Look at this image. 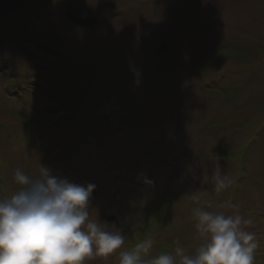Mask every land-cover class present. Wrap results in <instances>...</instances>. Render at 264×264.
Instances as JSON below:
<instances>
[{"label": "rangeland", "instance_id": "374dc122", "mask_svg": "<svg viewBox=\"0 0 264 264\" xmlns=\"http://www.w3.org/2000/svg\"><path fill=\"white\" fill-rule=\"evenodd\" d=\"M0 159V198L46 166L152 254L195 252L194 208L241 215L264 264V0H0Z\"/></svg>", "mask_w": 264, "mask_h": 264}, {"label": "clouds", "instance_id": "9594fccd", "mask_svg": "<svg viewBox=\"0 0 264 264\" xmlns=\"http://www.w3.org/2000/svg\"><path fill=\"white\" fill-rule=\"evenodd\" d=\"M13 179L16 190L0 198V264H85L92 257L107 258L124 245L121 227L90 218L95 185L71 183L43 165L35 176L16 169ZM214 181L217 193L235 183L219 166ZM192 219L201 241L193 254L177 239L173 253L151 256L149 239L120 251L119 264H253L258 243L255 233L245 230L251 219L202 207L192 210Z\"/></svg>", "mask_w": 264, "mask_h": 264}, {"label": "bare ground", "instance_id": "6f19581e", "mask_svg": "<svg viewBox=\"0 0 264 264\" xmlns=\"http://www.w3.org/2000/svg\"><path fill=\"white\" fill-rule=\"evenodd\" d=\"M161 44H164V50H165V53H162V54H166L167 52V44H166V41L165 40H161L160 41V44L158 45V47L161 45ZM224 53H227V50H222L221 52H218L217 54H224ZM239 57L240 58H243L244 59V56H242L243 54L242 53H238ZM244 61V60H243ZM45 119L44 117L42 118V120ZM41 120V121H42ZM1 161H3L1 159ZM159 174H162L160 171H159ZM195 179H191V182L194 181ZM9 181V180H8ZM4 187H6L5 185H3V182L0 181V189H3ZM172 189H175V185H172L171 186V190ZM194 205H197V203L195 202ZM133 231V230H132ZM131 229H128V237H127V240H125V243L124 245L122 246V248L120 249V251H124V250H131L133 249L134 245H136L137 243H139L142 239H140L141 237V232L138 234V233H135V232H132ZM143 237V236H142ZM119 251V252H120ZM161 251L164 252V248L161 247ZM159 251L156 252V253H153V254H150L151 256H155V255H158Z\"/></svg>", "mask_w": 264, "mask_h": 264}, {"label": "water", "instance_id": "95a60500", "mask_svg": "<svg viewBox=\"0 0 264 264\" xmlns=\"http://www.w3.org/2000/svg\"><path fill=\"white\" fill-rule=\"evenodd\" d=\"M69 19H71L74 23H76L79 26H92L96 23V19L91 17V18H82L76 15H72L70 13L66 14ZM158 50L160 53H165L164 50V44H161L158 47Z\"/></svg>", "mask_w": 264, "mask_h": 264}]
</instances>
